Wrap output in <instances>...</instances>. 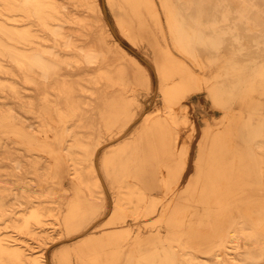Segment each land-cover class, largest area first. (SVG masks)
Returning a JSON list of instances; mask_svg holds the SVG:
<instances>
[{"label":"bare ground","instance_id":"obj_1","mask_svg":"<svg viewBox=\"0 0 264 264\" xmlns=\"http://www.w3.org/2000/svg\"><path fill=\"white\" fill-rule=\"evenodd\" d=\"M141 1L119 0L124 9L127 5L137 8ZM168 2L170 7L180 8L179 11H171H176V17L185 18L194 30L192 33L189 31L190 34L184 38L178 37L176 40L179 43L185 42L181 43L182 47L193 52L199 65H212L215 58L209 48L202 53L197 47L188 45L196 35L199 40L205 37L220 45L228 36H232L228 35L230 32H235L233 38L236 39H243L245 34L264 42V0ZM127 16V11L121 14L119 24L121 30L134 41L133 27ZM197 31L202 34H197ZM113 32L115 33L113 26L93 0H0V126L10 124L15 127L16 122H20L30 133V140L19 138L15 134L0 136V264H51L47 254L57 242H45L47 246L41 251H34L31 248L26 249L19 241V236L22 235L34 239L45 237L44 232L37 227L49 222V217L59 218L66 203L60 197L66 193L60 187V181L53 182L48 179L52 170L56 169L52 156L38 149L32 138L40 136L61 139L70 174L79 185L80 193L89 201L99 204L104 203L108 190L107 178L99 163L101 149L108 147L102 126L106 113L126 101L135 103L143 100L148 106L143 115L145 125L175 126L178 135L175 141L179 143L180 128L183 127L182 123L189 120L188 115L185 113L183 119L179 118L178 111L172 106L151 109L150 93L146 89L147 78L140 65L114 41ZM180 65L191 79L198 77L208 82L204 90L217 98L215 87L218 88L220 84L214 83L213 79L218 75V70L214 67L204 68L201 73L186 60H182ZM185 78L188 79L186 75H182L181 80L169 85L171 88L182 86ZM163 79L167 80L164 73ZM193 93L194 90L191 94ZM189 105L191 106L189 103L184 104L181 111H186ZM241 112L245 113L244 108ZM194 119L197 128L195 154L192 159L187 156V151L180 152L182 163L177 165L179 181L176 186V203L181 208L197 206L194 204L195 195L202 182L204 160L214 138L212 122L207 120L204 129L199 130L198 118L195 116ZM179 120L184 122L180 123ZM194 123L188 126L195 131ZM262 125L264 122L253 128L258 130L260 127L261 130ZM59 130L61 132L58 133ZM253 149L262 153L255 156L260 162L258 173L264 176V134H260L253 142ZM223 158L224 156L218 164L222 170L226 168L224 164L228 166L229 162L228 158ZM145 177L146 186L136 183L130 187V190L141 195V202L137 203L134 199L125 202L127 197L120 195L121 191L114 198L113 204L117 208L110 211V218L117 209L124 211L132 203L136 212L143 211L146 217L156 214V205L142 204L151 197L153 191L149 187L151 178L147 175ZM204 189L210 191V186L206 185L202 189L200 187V194ZM209 206L208 203L207 207ZM230 214L231 218L216 228L222 242L215 244L212 237L197 241L202 250H183L179 254L181 256L178 264H264V232L256 228V224L245 215L236 216L233 211ZM64 220V224L69 226L73 218L65 213ZM113 222L111 220L110 224ZM5 229H10V233L15 235L5 234ZM78 229L85 230L77 226L68 230L72 232ZM162 235L160 231L140 236L139 239L146 244H154ZM96 246L98 247V243ZM163 257L169 258L171 254L165 253Z\"/></svg>","mask_w":264,"mask_h":264},{"label":"rangeland","instance_id":"obj_2","mask_svg":"<svg viewBox=\"0 0 264 264\" xmlns=\"http://www.w3.org/2000/svg\"><path fill=\"white\" fill-rule=\"evenodd\" d=\"M93 1L113 26L114 41L140 65L146 76L151 109L172 106L178 111L179 118L183 119L186 113L189 120L187 122L179 120L180 123H184L180 128L181 138L177 143L175 126L145 125L143 115L148 106L143 100L135 103L126 101L106 113L102 126L107 138L105 143L109 148H102L99 155V163L108 186L103 204L89 201L80 193L79 185L70 174L61 139L40 136L32 138L38 149L52 156L56 169L52 170L48 179L53 182L60 181V187L66 192L60 197L64 198L66 203L59 216L61 219L49 217L47 218L49 222L45 225L35 226L44 232L45 237L34 239L22 235L19 236V241L28 250L31 248L34 251H41L47 246L45 242L57 240L56 245L51 247L47 254L51 264H97V261L98 264H178L181 256L179 254L183 250H202L197 241L212 237L215 244L222 242L216 228L231 218L232 211L236 216L245 215L263 233L264 176L258 173L260 162L255 156L262 153L253 149V142L260 134H264V125L261 130L260 127L255 130L253 126L258 127L264 122V42L243 32V39L233 38L235 32H230L228 35L232 36H228L221 45L205 37L199 40L196 35L188 45L197 47L202 53L209 48L215 58L212 65H199L193 52L182 47L185 42L181 44L176 40L178 37L184 38L194 30L185 18L175 16L180 8L170 7L168 0H142L139 7L132 8L127 5L125 9L119 0ZM171 9L172 11L175 9V13H172ZM125 11L128 13L129 24L133 27L134 41L121 30L119 24V17ZM232 28L234 31V24ZM196 33L200 34L201 31ZM182 60H186L192 68L201 73L204 68L214 67L218 70V75L213 79L214 83L220 84L218 88L215 87L217 98H213L204 90L208 82L198 77L191 79L188 72L182 70L180 65ZM162 73L167 80H162ZM182 75L188 78H185L184 85L171 88L169 84L181 80ZM193 90L194 93L191 94ZM186 103L191 106L189 105L186 111H181L180 108ZM242 108L245 110L243 114ZM195 116L198 118L199 130L204 129L207 120L213 123L214 138L204 160L205 171L195 195L194 204L197 206L181 208L176 203V186L179 181L177 165L181 162L180 152L187 151V156L192 159L195 154L197 138ZM16 123L15 127L10 124L0 126V136L15 134L19 138L30 140L28 130L22 123ZM193 123L195 131L188 126ZM223 156L228 158L229 162L228 166L224 164L226 168L222 170L218 164ZM145 175L151 178L149 187L153 191L151 197L142 204L156 205V214L146 217L143 211L136 212L132 203L124 211L117 209L110 218L112 216L110 211L117 208L113 204L114 198L121 191L120 195L127 197L125 202L128 203L132 199L137 203L141 202V195L130 190V187L136 183L146 186ZM206 185L210 186V191L204 189L200 194V187L202 189ZM208 203L211 207H207ZM65 213L73 218L69 226L64 224ZM111 220L114 221L112 224ZM146 220L148 221L145 222ZM76 226L85 230L78 229L72 232L68 230ZM159 230L163 235L161 240L157 239L154 244H146L139 239L140 236L156 234L160 232ZM3 232L13 234L10 233V229ZM114 244L116 246H113ZM165 253L171 254V257L164 258Z\"/></svg>","mask_w":264,"mask_h":264}]
</instances>
